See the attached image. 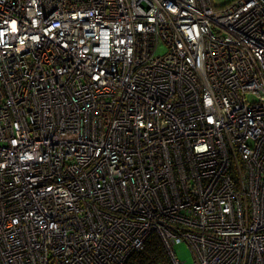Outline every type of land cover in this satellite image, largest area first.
Here are the masks:
<instances>
[{
  "label": "built area",
  "instance_id": "2783aa9c",
  "mask_svg": "<svg viewBox=\"0 0 264 264\" xmlns=\"http://www.w3.org/2000/svg\"><path fill=\"white\" fill-rule=\"evenodd\" d=\"M153 233L264 264V0H0V264Z\"/></svg>",
  "mask_w": 264,
  "mask_h": 264
},
{
  "label": "trees",
  "instance_id": "16d2710c",
  "mask_svg": "<svg viewBox=\"0 0 264 264\" xmlns=\"http://www.w3.org/2000/svg\"><path fill=\"white\" fill-rule=\"evenodd\" d=\"M126 264H173L170 254L157 233L145 242L144 249L134 253Z\"/></svg>",
  "mask_w": 264,
  "mask_h": 264
},
{
  "label": "rangeland",
  "instance_id": "374dc122",
  "mask_svg": "<svg viewBox=\"0 0 264 264\" xmlns=\"http://www.w3.org/2000/svg\"><path fill=\"white\" fill-rule=\"evenodd\" d=\"M214 8H220L226 3H231L233 0H211ZM167 50L166 46L162 44L159 49V53L163 54ZM174 251L176 252L177 257L183 264H195V260L191 249L185 243H177L173 246Z\"/></svg>",
  "mask_w": 264,
  "mask_h": 264
}]
</instances>
